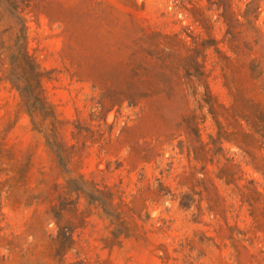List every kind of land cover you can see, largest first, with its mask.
I'll return each mask as SVG.
<instances>
[{
    "label": "rangeland",
    "instance_id": "1",
    "mask_svg": "<svg viewBox=\"0 0 264 264\" xmlns=\"http://www.w3.org/2000/svg\"><path fill=\"white\" fill-rule=\"evenodd\" d=\"M263 129L264 0H0V264H264Z\"/></svg>",
    "mask_w": 264,
    "mask_h": 264
},
{
    "label": "trees",
    "instance_id": "2",
    "mask_svg": "<svg viewBox=\"0 0 264 264\" xmlns=\"http://www.w3.org/2000/svg\"><path fill=\"white\" fill-rule=\"evenodd\" d=\"M263 131H264V129H263ZM251 145V143H247V142H244V146L242 147V148H245V151H247V149L249 148V146ZM263 166H264V161H263ZM255 169H257V167H254ZM258 170V169H257ZM255 193L258 195V196H260L261 198H263L264 199V193H262V192H259V191H255Z\"/></svg>",
    "mask_w": 264,
    "mask_h": 264
}]
</instances>
